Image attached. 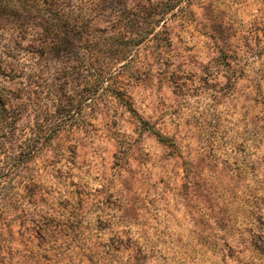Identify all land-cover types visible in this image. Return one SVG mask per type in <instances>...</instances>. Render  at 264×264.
<instances>
[{"label": "rangeland", "instance_id": "obj_1", "mask_svg": "<svg viewBox=\"0 0 264 264\" xmlns=\"http://www.w3.org/2000/svg\"><path fill=\"white\" fill-rule=\"evenodd\" d=\"M0 5V264H264V0Z\"/></svg>", "mask_w": 264, "mask_h": 264}, {"label": "trees", "instance_id": "obj_2", "mask_svg": "<svg viewBox=\"0 0 264 264\" xmlns=\"http://www.w3.org/2000/svg\"><path fill=\"white\" fill-rule=\"evenodd\" d=\"M0 1H2V0H0ZM2 11H3V6L0 5V14H1ZM40 43H41V41H40ZM41 45H44V43H42ZM49 120L50 119H48V121L46 122L48 127H49L48 133L45 134L46 138H51L57 132V128L60 126V123L62 121L61 118H57L54 121H49ZM37 123L38 122H36V125H38L37 130H36L37 134H35V137H37L36 140L41 138V135H39V134H43L44 133V130H43L44 129V124H42V122L40 124H37ZM47 125L45 124V126H47ZM37 146H38V144H35L34 147L30 146L29 148H23L21 150V152H17V153H14L13 155L6 156V158L9 159V161H10L9 164L12 163V165H17L21 161H23L24 159H26L28 157H33L35 155V153H36ZM8 205L11 206L12 204L10 202H8ZM33 230H34V234L33 235H35L40 240V242L45 240L46 234H47V228L42 226V224L39 221L35 222L33 224ZM1 236L5 237L6 235L2 233ZM26 236H27L26 233L23 234L24 238ZM4 240H5V238H2L1 242L4 241ZM8 242L11 243V241H8ZM14 243H16V242H14ZM0 248H1V246H0ZM24 248H26V249H23L24 252L20 253V260L23 259V262H20L19 264L25 263L27 261V259H28V256L30 257L29 253H31V252L27 248V240H25V242H24ZM17 253H18V248H16L15 251L12 250V248L9 250L10 256L13 257L12 261H13L15 255ZM1 255H3V253H0V256Z\"/></svg>", "mask_w": 264, "mask_h": 264}]
</instances>
